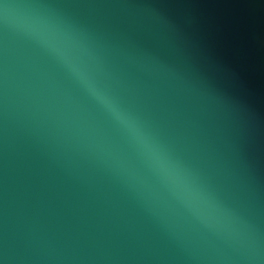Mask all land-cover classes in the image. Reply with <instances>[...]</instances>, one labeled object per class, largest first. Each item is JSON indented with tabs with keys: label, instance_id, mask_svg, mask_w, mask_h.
Instances as JSON below:
<instances>
[{
	"label": "water",
	"instance_id": "1",
	"mask_svg": "<svg viewBox=\"0 0 264 264\" xmlns=\"http://www.w3.org/2000/svg\"><path fill=\"white\" fill-rule=\"evenodd\" d=\"M0 264H264V0H0Z\"/></svg>",
	"mask_w": 264,
	"mask_h": 264
},
{
	"label": "clouds",
	"instance_id": "2",
	"mask_svg": "<svg viewBox=\"0 0 264 264\" xmlns=\"http://www.w3.org/2000/svg\"><path fill=\"white\" fill-rule=\"evenodd\" d=\"M93 94L97 96L101 103H103L112 113L113 115L123 124L128 126H134L130 120V118L126 117L115 105L113 101L109 98L103 96L102 94L98 93L94 88L92 89Z\"/></svg>",
	"mask_w": 264,
	"mask_h": 264
}]
</instances>
